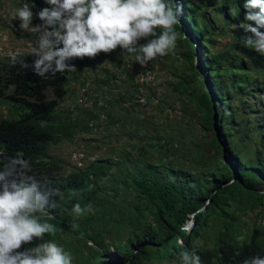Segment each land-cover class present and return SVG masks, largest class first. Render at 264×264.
<instances>
[{
	"label": "trees",
	"instance_id": "16d2710c",
	"mask_svg": "<svg viewBox=\"0 0 264 264\" xmlns=\"http://www.w3.org/2000/svg\"><path fill=\"white\" fill-rule=\"evenodd\" d=\"M170 2L174 10L179 9L177 45L185 47L172 57L181 61L174 90L178 98L187 99L198 128L209 134L206 141L215 147L206 170H186L184 161L175 158L170 147L173 138L168 134L169 138L146 139L145 145L127 144L125 155L101 158L65 175L60 162L50 154L52 146L78 128L92 131L98 118L92 110L87 122L58 117L59 102L68 95L71 78L84 64L83 59L70 62L75 71L47 78L34 74L30 54L21 57L28 68L17 63L0 69L5 70L0 75V98L20 110L17 117H0V154H22L31 162L30 175L38 179L46 176L58 189L54 199L59 207L50 210L51 218L45 217L56 226L55 236L69 232L81 218L74 219V204L109 209L108 213L100 209L81 218L80 234L94 241L95 251L86 259L92 264H181L180 253L193 250L202 264H243L251 256H264V227L253 222L250 213L260 215L264 210V195L260 194L264 191L257 187L264 183V54L244 46L243 39L252 34L241 24L253 23L245 20V0ZM25 3L33 12L32 25H39L36 13L50 5L44 0H22ZM226 33L228 41L215 50L218 37ZM34 38L38 39L36 33ZM140 86L134 93L125 91L131 98L137 96L134 108L140 105L138 99L147 95ZM84 89L83 99L88 92ZM102 105L109 119L115 124L123 121L131 136L142 139L145 121L137 110L130 113V119L116 118L119 113ZM202 153L198 151L194 158L207 166ZM122 189L126 192L120 193ZM103 192L105 205L99 203ZM192 215L196 224L190 229L185 225ZM100 218L103 224L95 227ZM110 226L117 235L107 234ZM136 242L134 250L131 245ZM37 244L34 239L20 251ZM111 245L119 257L116 263L107 256Z\"/></svg>",
	"mask_w": 264,
	"mask_h": 264
},
{
	"label": "clouds",
	"instance_id": "9594fccd",
	"mask_svg": "<svg viewBox=\"0 0 264 264\" xmlns=\"http://www.w3.org/2000/svg\"><path fill=\"white\" fill-rule=\"evenodd\" d=\"M50 7L36 15L41 23L32 26L33 12L27 3L17 8L14 19L19 28L31 26L38 39L31 48L35 75L47 78L57 73L73 72L74 59L110 54L118 47L122 53L135 54V62L147 68L158 57L175 54L180 32L179 9L170 0H44ZM245 20L241 27L252 35L243 39L244 46L264 54V0H245ZM259 9V11H255ZM253 24L255 26H253ZM6 40L7 37H4ZM141 40L146 41L141 43ZM11 64L28 68L23 50L8 52ZM0 264H73V256L55 240L57 228L48 222L50 210L59 207L55 201L58 189L44 176L30 175L32 165L22 154L4 157L0 154ZM264 195V192L260 193ZM76 195V193H73ZM92 212V205L82 208L76 203L71 208L74 219ZM78 228L76 223L71 225ZM188 231V229H182ZM38 239L35 247L20 251L22 245ZM181 264H202L200 255L193 251L180 253ZM243 264H264L259 254L246 258Z\"/></svg>",
	"mask_w": 264,
	"mask_h": 264
},
{
	"label": "rangeland",
	"instance_id": "374dc122",
	"mask_svg": "<svg viewBox=\"0 0 264 264\" xmlns=\"http://www.w3.org/2000/svg\"><path fill=\"white\" fill-rule=\"evenodd\" d=\"M218 1L212 0L213 4ZM22 6V0H0V69L6 64L11 65L8 56L10 50L21 48L23 55H27L30 54L31 48L36 43L35 32L32 31L31 26L28 30H21L19 28L20 21L14 19L15 10ZM4 37L7 39L5 40ZM228 39L227 33L220 35L215 42L214 49H218ZM145 42L141 40V43ZM180 51H185V47L180 48L177 45L175 54L158 57L149 62L153 78L148 81L142 79L143 68L135 62V54L122 53L119 47L110 54L101 53L94 59H83L84 64L77 68L75 77L71 78L68 95L59 102L58 117L60 116L64 120H69V117L79 118L82 122H87L91 119L88 111L92 110L98 118L95 119L92 131H81L78 128L73 131L71 136L63 138L52 146L50 154L60 162L61 172L69 175L77 172L78 168H84L89 163L96 162L101 158L115 159L119 155H125L128 150L127 144L145 145L146 139L153 140L158 135L169 138L168 134L173 138L170 147L173 146L175 150V158L184 161L186 170L199 171L210 167L209 160L211 156H214L215 147L206 141L209 134L198 128V119L193 117V110L189 106V102L184 96L178 98V91L174 90L175 84L179 81L177 75L181 72V61H174L172 57L173 55L179 56ZM8 66L6 68H9ZM4 71L0 70V75H4ZM143 81L145 84L142 85ZM138 85H141L140 87L151 99H146L147 95L146 98L142 97L144 99L142 102H139L138 99L140 105H136L134 108L133 104L135 99L137 100V96L131 98L129 94H125V91L134 93ZM84 87L88 92L83 99L81 90ZM48 96L49 98L53 97L50 91ZM117 97L121 101L118 102ZM104 103L108 105L109 112L119 113L116 118L122 115L124 118L130 119V113L137 110L142 115L141 119L145 121V132L140 134L142 139L137 135H134L135 138L131 136V132L123 124V121L115 124L112 119H109L108 114L102 108ZM109 103L112 107L109 106ZM19 112L18 108L12 107L11 103L0 98V117H9L11 114L17 117ZM200 150L203 151L202 156H206L208 159L207 166L197 162L194 158V154ZM158 153L155 151L153 155L157 156ZM257 187L264 191V183L258 184ZM119 192L123 193L126 190L122 189ZM104 193L100 195L101 200L99 201L103 205L106 203ZM95 209L92 210L95 214L100 209H103L104 213L109 212L107 207L97 206ZM250 213L252 221L257 224L261 222L264 227V210L260 212V215L256 212ZM81 218L76 223L78 225L76 230L71 229L63 236H46L45 239L55 240L66 251H69L73 256V264H92L86 259L91 257V253L95 251L94 241L86 238L84 233L80 234V226L84 223ZM102 221L103 218L98 219L94 226L102 225ZM110 231L107 234L117 235L116 231L112 230V226H110ZM121 238L127 239L125 236ZM39 243H41L40 240H38ZM137 246V242L131 245L134 250ZM110 250L107 256L112 263L118 262L119 257L115 246L111 245Z\"/></svg>",
	"mask_w": 264,
	"mask_h": 264
},
{
	"label": "built area",
	"instance_id": "2783aa9c",
	"mask_svg": "<svg viewBox=\"0 0 264 264\" xmlns=\"http://www.w3.org/2000/svg\"><path fill=\"white\" fill-rule=\"evenodd\" d=\"M153 78V75H152V71L149 67V65L147 66V68H145L144 71H142V79L145 80V81H148L150 79ZM85 91V89L81 90V92L83 93ZM144 99L142 97L139 98V101L142 102Z\"/></svg>",
	"mask_w": 264,
	"mask_h": 264
},
{
	"label": "water",
	"instance_id": "95a60500",
	"mask_svg": "<svg viewBox=\"0 0 264 264\" xmlns=\"http://www.w3.org/2000/svg\"><path fill=\"white\" fill-rule=\"evenodd\" d=\"M194 217V215H192V218ZM196 224L195 219H191L187 222L186 226H189L190 229H192L194 227V225Z\"/></svg>",
	"mask_w": 264,
	"mask_h": 264
}]
</instances>
